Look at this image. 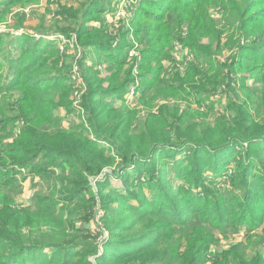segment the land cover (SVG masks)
<instances>
[{
	"label": "trees",
	"instance_id": "16d2710c",
	"mask_svg": "<svg viewBox=\"0 0 264 264\" xmlns=\"http://www.w3.org/2000/svg\"><path fill=\"white\" fill-rule=\"evenodd\" d=\"M160 3L159 5L166 6L167 12L171 10L170 7L173 9L170 14L174 13V18L178 19L176 23L187 25L188 30L190 28L188 46L196 49H193L195 56L200 53L206 59L210 58L208 57L211 54L210 48L219 49L222 39L223 30L215 29L219 21L215 22L209 12L210 8H217V12L221 13L224 20L223 25L231 29L230 38L233 37V31L239 32V39L240 37L242 39L241 44L237 42L241 49L238 53L240 62L244 65L250 63L249 71H257L255 82L256 85H261L260 89L264 94V0H163ZM166 14L158 10L154 14L146 13L144 17L159 23V26L162 23L166 29L168 26L165 25ZM170 14L168 16H171ZM141 17L139 21L144 19ZM159 26L155 28L153 35L160 30ZM164 35L165 32H162L156 37V47L148 50L156 68H150L144 76V79H151L150 83L144 84L141 91V99L146 104H150L159 93H165L167 97H178L187 91L186 79L176 77L167 80L161 77L163 68L160 61L167 47L165 43L167 36ZM208 36L211 40L210 46L204 43ZM55 53L54 43L49 41L47 44H39V41L35 40L21 57L8 65L14 70L13 77L6 83L7 86L0 87V97H3L0 99V264H89L90 254L96 256L97 264H200V260L203 259V245L207 243L203 239L207 234L201 227L214 221L226 223V216L231 221L235 218H247L244 213L250 212L249 208L258 211L257 214H252L253 224L256 225L264 216L263 176L254 174L251 193H257L238 203L236 195L220 198L222 200L218 199L220 196H214V188L208 187L209 184L206 183L208 179L211 181L212 177L205 180L203 174L195 177L188 175L186 180L193 179L210 195L212 201L202 203L204 208H198L199 205L193 202L194 195L189 193L184 199L187 203L185 209L174 206L178 200L170 189L172 186L170 173L157 166L155 160L158 148L173 154L177 142L183 140L184 143L188 142L190 150L187 154L191 156L190 163L201 170L205 166L210 167L213 175L227 176L226 168L230 166V162H226L227 157L220 155L219 151L225 149L223 151L229 155L226 147L231 140L237 141L238 144L246 141L250 147L245 152L254 161L253 166L264 173V122L255 123L249 116H243L244 108L230 103L227 110L235 113L233 118L228 116L232 120L230 123L225 121L226 123L218 127H208L207 130H200L198 133L194 128L190 130L187 124L182 126L180 119L173 120V124L169 121L161 124L155 121L157 117L149 115L151 119L147 120L141 134L137 136L138 134L132 130L133 117L129 112H119L115 108L104 109V104L111 107L106 101L112 97L111 95L114 93L121 95L118 91L124 90L129 84L132 86V80L127 76L130 70H127V79L125 76L119 81L116 76V79L112 77L105 88L101 80L100 84H94L96 77L94 73L87 74L84 105L91 128L80 131L66 129L59 124L56 117H52L57 108L54 100L57 91L61 93L59 95L63 104L67 105L70 100L68 93L63 92L66 84L60 89L56 85H51L53 79L51 76L57 67ZM115 64L119 66L122 61L117 60ZM231 77V73L228 72L226 83L228 87ZM246 78L247 75L241 76L242 81ZM62 79H65V76L57 77L58 81ZM48 81L50 84L46 86L37 85ZM206 82L208 85L212 84L208 80ZM156 88H161L163 92H156ZM202 88V85L192 87L190 93H201ZM153 92L154 94H151ZM147 93L149 95H146ZM17 120H21L23 126L13 134L12 126ZM6 133L8 136L13 134L15 138L4 143ZM92 134L109 142L114 147V154L109 150L106 153L102 146L92 145L87 136ZM243 159L239 154L235 159L234 170L238 175L236 177L239 180L238 186L246 185L248 181L246 171L250 170V166ZM30 162L31 165L28 167ZM115 162L124 169L120 179L128 176L133 184L135 182L154 184V187H150L151 195L141 201L144 205L149 204L141 206L131 201L135 194L133 186V190L126 188L125 192H117L109 189V183H98V194L101 196L104 210L96 217V221L99 232L100 230L107 232V239L99 255L95 254L97 235L91 232L83 233L75 227L76 213L68 210L64 216L65 211L60 212L57 209L56 201L48 202L44 198H38L28 208H20L14 203L15 195L19 193L15 174L20 168L27 167L29 172L38 173L40 176L50 174L51 168L63 171L68 168L71 174L76 173L75 176L59 178L68 188L62 197L70 201L72 195L77 196L81 193L80 190L87 189L92 193L85 174L97 176L102 173L104 166H111ZM132 165L133 171L127 173ZM142 166L143 170L142 168L140 170ZM185 171L187 173L190 171L189 166H186ZM228 174L231 176V173ZM108 194L112 196L110 200L106 199ZM80 200L83 201L84 197L82 196ZM91 201L83 202L87 206L82 205L90 208ZM114 201L118 203L115 208L111 206V202ZM236 204L244 208L240 211ZM94 213L95 210L92 216ZM83 217L85 221L90 222L88 211ZM189 226L194 230L188 234ZM42 227L48 230L44 232L41 230ZM177 227L185 229L190 245L175 239ZM80 231L83 235L78 237ZM192 244L199 246L193 248ZM76 247L81 248L76 250ZM207 247L208 243L204 248ZM47 248L52 252L41 253ZM38 252L40 254L37 258L30 259ZM221 255V258L215 257L213 264L234 262L251 264V261L244 257L243 251L229 254L226 250ZM258 263L259 261L255 260L253 264Z\"/></svg>",
	"mask_w": 264,
	"mask_h": 264
},
{
	"label": "rangeland",
	"instance_id": "374dc122",
	"mask_svg": "<svg viewBox=\"0 0 264 264\" xmlns=\"http://www.w3.org/2000/svg\"><path fill=\"white\" fill-rule=\"evenodd\" d=\"M160 2L163 0H0V64H2L0 66V87L7 86L6 83L13 77L14 70L8 66L11 62H15L21 57L35 40H38L39 44H47L50 41L54 43L57 55V67L52 73L51 85H56L60 89L66 84L63 87V92L68 93V99H70L67 105L63 104L59 95L61 93L57 91L54 96L57 108L52 117H56L59 124L66 129L72 128L80 131L91 128L84 105L87 94V74L94 73L96 76L94 84H100L99 80H101L105 88L109 85V79L112 77L115 79L117 77L119 81L123 80L127 70H130V74L127 76L131 78L132 86L129 84L124 90L118 91L121 95L118 93L111 95L112 97L106 100L111 107L104 104V109L115 108L119 112H129L133 117L132 130L138 134L137 136L141 134L147 120L151 119L149 115L157 117L155 121L161 124L167 121L173 124V120L180 119L182 126L187 124L190 130L194 128L198 133L200 130H207L208 127H218L225 121L230 123L231 118L235 116L234 111L227 110L230 103L241 106V109L244 108L243 116H249L255 123L264 122V94L260 89L261 85H256L255 82L257 71H249L250 63L244 65L240 62L238 53L241 49L237 46V42L241 44L242 39L241 37L239 39V32L233 31V37L230 38L231 29L223 25L224 20L221 13L217 12L215 7L210 8V16L215 19V22L219 21L218 24L216 23L215 29L223 30L220 47L218 50L210 48L211 54L208 59L202 57L200 53L195 56L194 47L192 49L188 46L190 28L188 30L187 25L176 23L178 19L174 18V13L170 14L173 9L170 7L171 10L169 9L170 11L167 12L166 6L159 5ZM158 10L167 13L165 25L168 26L166 29L162 23L159 26V23L144 17L146 13L154 14ZM189 15L192 17L190 13ZM141 16L144 19L139 21ZM157 26L160 30H157L153 35ZM160 32H165L164 36H167L165 38L166 53L160 61L163 68L161 77L167 80L176 77L182 80L186 79L185 88L187 91L178 97H167L165 93H159L150 104H146L141 99V91L144 84L150 83L151 79H144V76L150 71V68H156L148 50L156 47V37L161 34ZM209 41L211 40L208 36L204 39L205 45L210 46L211 42ZM117 60H121L122 64L116 66L115 61ZM245 68L248 70L246 71ZM228 72L232 76L229 82L230 87L226 85ZM244 75H247V78L242 81L241 76ZM58 76H65V79L58 81ZM207 80L212 84L208 85ZM48 84H50L49 81L40 82L37 85L46 86ZM199 85L203 87L201 93H190V88ZM155 91L163 92L161 88H156ZM22 126L21 120H17L12 126L13 134ZM12 135L8 136L6 133L3 142H11L15 138ZM87 136H89L92 145L102 146L106 149V153L109 150L111 154H114V147L109 142L94 134ZM187 144L188 142L184 143L183 140L178 141L173 154L166 153L160 148L155 153L156 165L170 173V184H172L170 189L178 200L174 203L175 207L187 209L184 199L189 193L194 195L193 202L199 205L198 208H204L202 203L212 201L210 195L205 193L193 179L186 180L188 175L195 177L203 174L205 180L212 177L213 183L208 181L209 179L206 183L209 184L208 187L214 188V196H220L219 200L225 196L236 195L239 203L257 193H251L252 179L254 174L264 177V173L253 166L254 161L245 152L250 147L246 141L238 144L237 141L231 140L226 147L230 157L223 151L225 149L219 151L220 155L227 157L226 162H230V166L226 168L227 172L224 171L229 177L213 175V170L210 167L205 166L201 170L200 167L190 163L191 156L189 153L187 154L190 149ZM238 154L243 156V160L250 166V170L246 171L248 181L243 186H238L239 180L236 178L238 175L234 170ZM30 165L31 162L28 167ZM186 166H189L188 173L191 174L185 171ZM133 168L134 165L130 166L127 173L133 171ZM141 168L143 170V166L140 167V170ZM49 173V176H40L38 173L29 172L27 167L20 168V171L15 174L19 189V193L14 198L15 205L20 208H28L38 198H44L48 202L56 201L57 209L60 212L65 211L64 216L68 210L76 213L75 227L82 230L83 233L91 232L97 235L96 255L101 254L107 239L104 236L102 238L103 231L99 232L96 221V217L104 210L101 196L98 194V183H109V189L117 192H125L126 188L134 189L135 194L131 201L141 206L149 204L144 205L141 201L151 195L150 187H154V184L147 185L144 180L141 181L145 184L139 182L133 184L128 176L125 179H120L124 174V169L115 162L111 166H104L102 173L97 176L85 174L87 184L91 186L93 194L87 189L80 190L81 193L77 196L72 195V199L66 201L62 196L68 188L63 185L65 182L63 184L60 182L59 178L75 176L76 173L71 174L68 168L65 171L51 168ZM54 189L56 190L54 191ZM82 196L84 197L83 201L80 200ZM111 198V194L106 196L107 200ZM87 200H92L89 206L91 210L83 203ZM237 204L236 208L241 211L244 207H239ZM69 205L70 207H67ZM117 205V201L111 202L112 207L115 208ZM249 209L250 212L244 213L247 218H235L231 221L226 216V223L214 221L213 225L208 223L205 227H201L207 234L203 239L209 247L205 249L207 243H204L203 259L200 260V264H213L215 257L221 258V254L226 250L229 251V254L243 251L244 257L247 258V261H251V264L255 260L259 261L258 264H264V216L259 221L256 220L258 223L255 225L252 223V214H257L258 211ZM93 210H95L94 216H92ZM87 211L91 218L89 223L83 217ZM202 214L200 213V215ZM41 230L46 232L48 229L42 227ZM175 230H177L175 239L190 245L187 233L194 230L192 226L187 228V233L181 227H177ZM104 231L106 232V230ZM82 232L78 233V237L83 235ZM198 246L191 245L193 248H198ZM184 247L185 245L182 249ZM80 248L76 247V250ZM51 252L52 250L47 248L41 253L49 254ZM34 254L30 259L37 258L40 253ZM10 260L12 261V258ZM88 260L89 264H97V258L93 254L89 255ZM234 264L240 263L234 262Z\"/></svg>",
	"mask_w": 264,
	"mask_h": 264
},
{
	"label": "built area",
	"instance_id": "2783aa9c",
	"mask_svg": "<svg viewBox=\"0 0 264 264\" xmlns=\"http://www.w3.org/2000/svg\"><path fill=\"white\" fill-rule=\"evenodd\" d=\"M103 236L107 238V233L105 231H103L102 238H104Z\"/></svg>",
	"mask_w": 264,
	"mask_h": 264
}]
</instances>
